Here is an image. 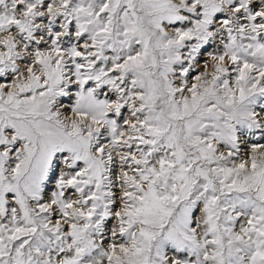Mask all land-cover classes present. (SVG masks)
Masks as SVG:
<instances>
[{
  "label": "snow or ice",
  "instance_id": "1",
  "mask_svg": "<svg viewBox=\"0 0 264 264\" xmlns=\"http://www.w3.org/2000/svg\"><path fill=\"white\" fill-rule=\"evenodd\" d=\"M0 264H264V0H0Z\"/></svg>",
  "mask_w": 264,
  "mask_h": 264
}]
</instances>
